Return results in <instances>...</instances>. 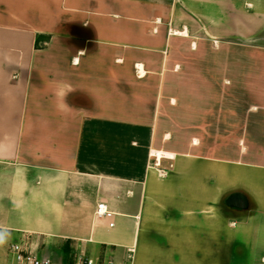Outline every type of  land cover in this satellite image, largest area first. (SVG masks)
Segmentation results:
<instances>
[{
    "label": "crops",
    "instance_id": "0c3cea01",
    "mask_svg": "<svg viewBox=\"0 0 264 264\" xmlns=\"http://www.w3.org/2000/svg\"><path fill=\"white\" fill-rule=\"evenodd\" d=\"M0 168L41 255L264 264V0H0Z\"/></svg>",
    "mask_w": 264,
    "mask_h": 264
},
{
    "label": "built area",
    "instance_id": "2783aa9c",
    "mask_svg": "<svg viewBox=\"0 0 264 264\" xmlns=\"http://www.w3.org/2000/svg\"><path fill=\"white\" fill-rule=\"evenodd\" d=\"M158 163V160L155 161ZM114 212L110 210L105 201L101 200L96 205L95 214L97 217L111 216ZM110 226L113 225L111 222ZM8 254L11 256L12 264H64L55 260L50 255H41L37 252L32 241L26 238L11 242L8 248ZM74 264H94V260L84 255L83 252L75 256ZM100 264H117L113 259H108Z\"/></svg>",
    "mask_w": 264,
    "mask_h": 264
},
{
    "label": "rangeland",
    "instance_id": "374dc122",
    "mask_svg": "<svg viewBox=\"0 0 264 264\" xmlns=\"http://www.w3.org/2000/svg\"><path fill=\"white\" fill-rule=\"evenodd\" d=\"M2 168H0V264L1 260L6 257L7 255V250L9 248V243L12 241L16 240L19 241V238L13 239V236H10L8 232H6V228L3 225V220L4 218L9 214V208L8 206L10 205L9 197H7L8 193L5 191L6 185L9 183V173L10 170H5L4 172L1 171ZM82 185V183H81ZM87 185V190L82 193V200L86 202H94V197H95V185L92 183H86L85 186ZM16 237V235L14 234ZM6 249V250H5ZM3 252L6 253L3 254ZM51 257H53L51 255ZM57 261H61V258L59 257H53ZM8 260H11V256L8 255ZM5 264V262L3 263Z\"/></svg>",
    "mask_w": 264,
    "mask_h": 264
},
{
    "label": "trees",
    "instance_id": "16d2710c",
    "mask_svg": "<svg viewBox=\"0 0 264 264\" xmlns=\"http://www.w3.org/2000/svg\"><path fill=\"white\" fill-rule=\"evenodd\" d=\"M49 37V36H47ZM36 46H38V38L36 40L35 43ZM61 250H62V256H61V262L64 264H74L75 259H74V248L71 246V240L70 239H66L62 246H61Z\"/></svg>",
    "mask_w": 264,
    "mask_h": 264
},
{
    "label": "water",
    "instance_id": "95a60500",
    "mask_svg": "<svg viewBox=\"0 0 264 264\" xmlns=\"http://www.w3.org/2000/svg\"><path fill=\"white\" fill-rule=\"evenodd\" d=\"M229 200H228V202H232V203H235V204L240 205V206L244 205L245 201H246L243 197L237 196V195L232 196Z\"/></svg>",
    "mask_w": 264,
    "mask_h": 264
},
{
    "label": "bare ground",
    "instance_id": "6f19581e",
    "mask_svg": "<svg viewBox=\"0 0 264 264\" xmlns=\"http://www.w3.org/2000/svg\"><path fill=\"white\" fill-rule=\"evenodd\" d=\"M155 154H158V155H159V157L161 156V155H160V154H161V152H158V153H156V152H155ZM156 158L158 159V157H156Z\"/></svg>",
    "mask_w": 264,
    "mask_h": 264
}]
</instances>
